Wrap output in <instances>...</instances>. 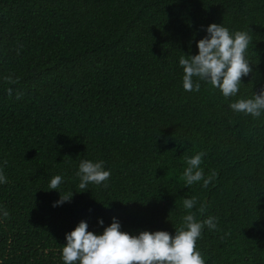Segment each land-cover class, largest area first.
Returning a JSON list of instances; mask_svg holds the SVG:
<instances>
[{
	"label": "trees",
	"instance_id": "1",
	"mask_svg": "<svg viewBox=\"0 0 264 264\" xmlns=\"http://www.w3.org/2000/svg\"><path fill=\"white\" fill-rule=\"evenodd\" d=\"M213 23L252 40L233 97L197 77L198 92L182 87L179 60ZM261 87L264 0H0V261L63 264L81 221L174 234L195 197L196 220L216 218L196 242L205 264H264V116L229 107ZM201 151L207 188L182 179ZM81 159L109 179L80 189ZM56 175L73 195L53 207Z\"/></svg>",
	"mask_w": 264,
	"mask_h": 264
},
{
	"label": "clouds",
	"instance_id": "2",
	"mask_svg": "<svg viewBox=\"0 0 264 264\" xmlns=\"http://www.w3.org/2000/svg\"><path fill=\"white\" fill-rule=\"evenodd\" d=\"M205 36L196 41L197 54L183 56L179 65L183 69L182 87L185 91L200 90V84L194 83L193 77L199 78L218 89L225 97L236 96L240 91L241 78L252 72V65L246 58L249 45L252 44L248 32H231L220 24H209L204 28ZM11 94V90H9ZM235 113H243L253 117L264 116V87L258 93L252 92L250 98H241L229 105ZM205 152H197L186 157V167L182 179L189 186L201 183L207 188L215 179L216 173L205 177L201 167ZM75 175L79 179L78 187L87 189L89 184L101 185L111 175L105 170L104 161L81 159ZM8 182L0 169V185ZM63 183V177L56 175L50 179L49 191L59 194V199L53 203L58 207L70 202L73 193L63 197L56 189ZM84 192V191H82ZM196 198H183L182 205L186 215L182 224L170 234L167 231H138L135 234L122 231L121 224L113 217L108 226L103 220H98V226L103 230L99 233L88 231L85 221L65 234V244L61 247L63 264H205L201 253L196 250V242L201 237L205 227L216 228V218L197 221L191 212L196 207ZM205 210L201 202L200 213ZM0 215L7 217L9 213L0 207ZM0 264H3L0 261Z\"/></svg>",
	"mask_w": 264,
	"mask_h": 264
}]
</instances>
